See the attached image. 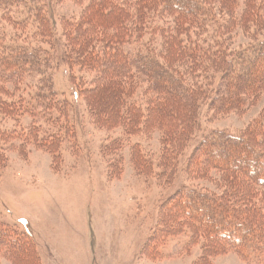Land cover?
Returning a JSON list of instances; mask_svg holds the SVG:
<instances>
[{
	"label": "trees",
	"instance_id": "16d2710c",
	"mask_svg": "<svg viewBox=\"0 0 264 264\" xmlns=\"http://www.w3.org/2000/svg\"><path fill=\"white\" fill-rule=\"evenodd\" d=\"M43 2L0 0V116L21 127L0 126V167L6 150L30 137L55 155L62 131L70 130L57 121L67 117L66 102L54 89V32ZM239 32L245 39L236 43ZM62 36L61 60L69 71L91 75L77 89L93 121L121 127L127 137L157 131L158 177L168 181L197 129L202 105L213 118L242 115L264 95V0H92L79 19L63 20ZM131 151L136 168L154 172L139 145ZM184 171L215 187L176 190L162 206L148 250L161 255L153 247L159 240L184 233V245L201 249L194 264H214V257L231 252L261 264L264 107L237 134L217 129L204 135ZM24 238L0 224V253L16 264H35L36 251Z\"/></svg>",
	"mask_w": 264,
	"mask_h": 264
},
{
	"label": "rangeland",
	"instance_id": "374dc122",
	"mask_svg": "<svg viewBox=\"0 0 264 264\" xmlns=\"http://www.w3.org/2000/svg\"><path fill=\"white\" fill-rule=\"evenodd\" d=\"M43 1L54 32V89L66 102L62 111L67 117L58 116L57 121L71 126L68 132L62 131L55 155L39 148L33 137L6 150L0 167V224L25 234V242L36 251L35 264H194L201 249L199 244L184 245L188 239L184 233L159 240L153 247L161 255L148 250L162 206L185 185L215 187L206 179L188 178L186 158L207 133L224 129L237 134L246 128L264 107V95L242 115L213 118L207 105H202L197 129L182 153L178 170L170 181L159 178V133L127 137L121 127L97 125L77 89L79 82L92 81L91 75L85 76L76 67L71 72L61 60L63 20L79 19L92 0ZM241 34H235L233 41L242 42L245 38ZM50 113L56 114L54 110ZM0 126L12 129L18 124L0 116ZM113 140H119V148L105 151ZM135 145L154 163V172H142L134 166L131 148ZM261 257L264 264V255ZM12 259L0 253V264H16ZM213 261L258 264L234 252L218 255Z\"/></svg>",
	"mask_w": 264,
	"mask_h": 264
}]
</instances>
